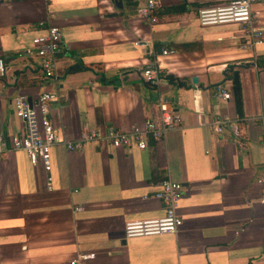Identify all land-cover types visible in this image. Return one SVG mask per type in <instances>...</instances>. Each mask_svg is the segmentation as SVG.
<instances>
[{"label":"crops","instance_id":"crops-1","mask_svg":"<svg viewBox=\"0 0 264 264\" xmlns=\"http://www.w3.org/2000/svg\"><path fill=\"white\" fill-rule=\"evenodd\" d=\"M216 2L160 0L148 25L134 21L135 0H0V264H68L89 251L88 264H264L255 183L264 169L256 119L264 109V38L241 49V25H199L196 9ZM252 11L264 31V0ZM48 24L62 41L54 78L42 77L26 52ZM148 64L162 73L157 86L140 76ZM217 83L229 99L215 94ZM44 91L57 95L48 115L67 140L84 127L157 122L160 99L180 121L143 149L107 140L79 151L55 144L44 172L9 142L22 130L11 99ZM218 117L235 121L239 135L215 133ZM166 177L183 185L176 231L125 238V221L163 214L153 193Z\"/></svg>","mask_w":264,"mask_h":264},{"label":"built area","instance_id":"built-area-1","mask_svg":"<svg viewBox=\"0 0 264 264\" xmlns=\"http://www.w3.org/2000/svg\"><path fill=\"white\" fill-rule=\"evenodd\" d=\"M133 19L138 23L153 24L157 21V8L160 0H135ZM255 0H217L212 5H201L196 9V19L199 25H214L220 23H237L243 30V41L238 45L241 49H250L264 38V31L257 25L252 4ZM61 33L56 25L48 24L44 31L31 38V47L26 52H32L37 58V70L44 78L55 77V58L61 52ZM167 51L162 50L165 54ZM4 73V62L0 57V75ZM143 81L151 86H157L161 80V71L154 64H148L139 70ZM215 94L223 100L230 97L225 87L214 85ZM57 100L52 92H41L31 99L23 94H17L11 99L15 116L20 119L22 130L11 135L9 142L12 150H24L32 165L40 164L44 172L50 168L49 149L55 144H61L69 151H79L88 141L107 140L113 147L136 146L143 149L148 140H160L165 133L178 126L180 117L173 108L161 99L158 101L159 119L153 121L144 119L132 124L129 129H117L112 126L105 128L84 127L76 139L67 140L58 135L49 118L47 103ZM257 121L264 130V109L257 116ZM215 133L224 128L230 130L233 136L239 135L235 121L226 117L215 118L211 123ZM3 135L0 133V152L2 151ZM50 177L46 176V186L49 187ZM255 183L259 185L258 202L264 205V169L256 176ZM153 198L163 204V214L156 218L134 219L125 221L123 235L125 238L152 236L164 233H174L181 223L177 213L178 201L183 193V185L168 177L156 183ZM82 206L74 207L80 210ZM264 227V219L262 221ZM94 257V252H77L68 260V264H88Z\"/></svg>","mask_w":264,"mask_h":264},{"label":"water","instance_id":"water-1","mask_svg":"<svg viewBox=\"0 0 264 264\" xmlns=\"http://www.w3.org/2000/svg\"><path fill=\"white\" fill-rule=\"evenodd\" d=\"M192 82L194 83V80H192Z\"/></svg>","mask_w":264,"mask_h":264}]
</instances>
